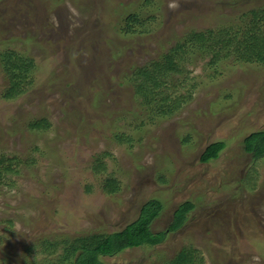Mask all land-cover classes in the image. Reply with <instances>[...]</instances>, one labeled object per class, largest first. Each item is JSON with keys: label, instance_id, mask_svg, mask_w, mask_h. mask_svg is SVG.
Masks as SVG:
<instances>
[{"label": "rangeland", "instance_id": "374dc122", "mask_svg": "<svg viewBox=\"0 0 264 264\" xmlns=\"http://www.w3.org/2000/svg\"><path fill=\"white\" fill-rule=\"evenodd\" d=\"M254 1L179 0L171 10L176 0H0V51L37 64L32 95L0 97V264L32 261L26 249L37 252L55 235L119 231L152 198L165 205L154 230L169 227L178 204L195 208L159 245L104 255L103 264H169L182 247L195 248L201 264H264V155L255 158L243 143L264 130V66L228 58L211 67L209 56L187 52L184 72L165 85L163 96L186 100L169 117L150 118L118 84L126 62L159 54L158 41L167 47L188 27L230 28ZM134 12L152 32L116 31ZM5 82L0 68V94ZM85 84L77 95L74 87ZM96 93V106L85 109ZM81 110L88 125L73 116ZM38 115L49 129H29ZM115 129L132 140L117 143ZM218 140L219 156L201 161ZM103 152L104 173L120 182L112 195L97 185L104 174L92 171Z\"/></svg>", "mask_w": 264, "mask_h": 264}, {"label": "trees", "instance_id": "16d2710c", "mask_svg": "<svg viewBox=\"0 0 264 264\" xmlns=\"http://www.w3.org/2000/svg\"><path fill=\"white\" fill-rule=\"evenodd\" d=\"M237 16L239 23L232 24L230 28H222L226 25L220 24L221 28H196L188 27L181 33L174 32L172 42L165 47L163 42L158 41L161 49L159 54L150 58L141 64L126 62L129 66L128 71L124 73L122 80L118 84L128 89L131 99L140 104L141 108L150 116V118L169 117L178 111L185 99L181 101L178 96H163L167 78L175 73L184 72V59L187 52H199L204 56H209V65L217 67L225 63L228 58H232L235 64L241 62L254 63L264 66V2L254 1L248 5ZM142 11V9H141ZM142 15L136 12L127 14L123 21L117 23L115 29L117 32L127 35L148 34L153 29H142L143 23L139 24ZM156 19V18H155ZM154 20V18H153ZM119 24V25H118ZM228 25V24H227ZM150 39V38H149ZM151 40V39H150ZM120 53L118 50L117 53ZM0 68L5 84L0 97L4 100H14L23 95H32L28 92L33 87L37 64L34 60L12 50L0 51ZM104 75H107L105 73ZM102 76V75H100ZM54 80H57L55 77ZM61 87V85H59ZM87 84L83 89L74 87L77 95L86 93ZM95 96L91 99V107L85 109L91 110L95 103ZM70 114V112H68ZM79 125L87 119L81 110L73 114ZM30 130L38 132L50 128V122L47 118L40 115L33 117L27 124ZM89 133V132H88ZM113 138L117 143L130 142L131 137L122 131L114 130ZM131 139V140H130ZM244 149L251 152L255 158L264 155V130L253 131L248 134L244 140ZM225 147V141H213L209 143L201 154V161L208 162L219 156ZM103 152L93 156L95 162L92 164L93 173L99 177L97 172L104 175L98 178L97 185L107 195H112L119 191L120 182L106 171V163ZM98 174V175H97ZM159 181L164 182L163 176H158ZM87 185L85 190L88 191ZM164 202L158 198H152L145 201L139 210L138 216L127 223L121 230L109 234L89 233L74 238L68 236L53 239H43L40 244V250L33 252L34 247L27 248L26 251L32 254L28 257L38 259L32 263L31 259L25 261L26 264H103L102 256L112 255L128 248L154 247L165 240L167 231L179 229L187 221L189 213L195 208V203L186 200L178 204L173 211L172 223L165 230H154L155 219L164 212ZM61 249V253L56 254ZM45 254L50 259L39 258ZM198 253L195 248L182 247L170 260L169 264H201L198 259Z\"/></svg>", "mask_w": 264, "mask_h": 264}, {"label": "clouds", "instance_id": "9594fccd", "mask_svg": "<svg viewBox=\"0 0 264 264\" xmlns=\"http://www.w3.org/2000/svg\"><path fill=\"white\" fill-rule=\"evenodd\" d=\"M179 7V0H176V3H173V4H169V8L171 10H175L176 8Z\"/></svg>", "mask_w": 264, "mask_h": 264}]
</instances>
